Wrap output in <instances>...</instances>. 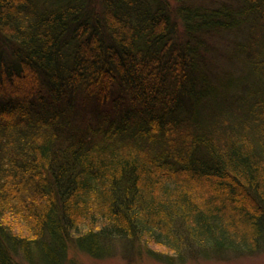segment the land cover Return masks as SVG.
Wrapping results in <instances>:
<instances>
[{
  "label": "trees",
  "instance_id": "trees-1",
  "mask_svg": "<svg viewBox=\"0 0 264 264\" xmlns=\"http://www.w3.org/2000/svg\"><path fill=\"white\" fill-rule=\"evenodd\" d=\"M71 248L264 252V0H0V264Z\"/></svg>",
  "mask_w": 264,
  "mask_h": 264
},
{
  "label": "rangeland",
  "instance_id": "rangeland-1",
  "mask_svg": "<svg viewBox=\"0 0 264 264\" xmlns=\"http://www.w3.org/2000/svg\"><path fill=\"white\" fill-rule=\"evenodd\" d=\"M122 248L117 250V253L105 258H93L87 254L76 251L74 249H69L67 254L66 264H168L162 261H158L155 258L147 256L145 254L138 255L132 254L128 255L129 249ZM20 264H28L20 262ZM171 264H264V252H256L251 254H238V253H221L212 255L209 257L198 256H187V258L182 261L174 260Z\"/></svg>",
  "mask_w": 264,
  "mask_h": 264
}]
</instances>
